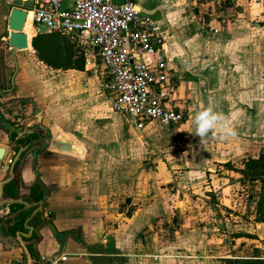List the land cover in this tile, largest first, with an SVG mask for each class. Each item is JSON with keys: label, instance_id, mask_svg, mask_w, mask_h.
<instances>
[{"label": "crops", "instance_id": "crops-1", "mask_svg": "<svg viewBox=\"0 0 264 264\" xmlns=\"http://www.w3.org/2000/svg\"><path fill=\"white\" fill-rule=\"evenodd\" d=\"M132 1L165 37L175 77L161 91L184 116L174 131L131 122L127 133L128 117L114 111L101 74L87 72L70 36L30 22L31 34L27 18L28 49H11L17 6L0 0V116L15 131L0 127V182L24 149L18 198L26 202L38 179L47 189L35 224L40 210L33 216L37 210L0 205L10 224L24 215L17 231L0 222V264H264L263 184L244 175L246 163L264 153V0ZM34 105L42 127L82 154L51 150L41 128L31 134ZM206 108L236 135L197 136L194 116Z\"/></svg>", "mask_w": 264, "mask_h": 264}, {"label": "built area", "instance_id": "built-area-1", "mask_svg": "<svg viewBox=\"0 0 264 264\" xmlns=\"http://www.w3.org/2000/svg\"><path fill=\"white\" fill-rule=\"evenodd\" d=\"M67 1L34 0L27 10L34 29L47 27L79 43L87 72L101 74L114 111L137 129L159 122L174 131L184 116L168 106L161 91L175 74L165 54V37L152 16L132 0H75L70 8Z\"/></svg>", "mask_w": 264, "mask_h": 264}, {"label": "water", "instance_id": "water-1", "mask_svg": "<svg viewBox=\"0 0 264 264\" xmlns=\"http://www.w3.org/2000/svg\"><path fill=\"white\" fill-rule=\"evenodd\" d=\"M13 5L17 6L14 8L10 14L9 17V24H8V31H7V37L9 40V45L11 49L14 51H22L27 50L28 45V36L26 33H24V27L28 18V11L29 9H32L34 7V0H12ZM138 10H140L138 8ZM34 114L38 117V121L36 123V127L31 131V134H34L35 131H37L39 128L43 130V132L46 134L47 137H49L50 141V148L53 151L61 152V153H68L73 155H80L82 152H79L78 147L72 142L67 139H65L62 135L56 134L55 136H52V134L45 130L41 123H42V116L40 115V111L37 109L36 105H34ZM30 134V135H31ZM6 153V149L3 147H0V160L4 159ZM24 153V149H21L17 155L15 156L10 169L7 179L0 182V205H8V206H14L17 204L25 205L27 206L28 203L25 202L23 199H13L5 196V187L12 183V181L15 178V169L17 166V163L20 161L22 154ZM46 198V196H45ZM44 198V200H45ZM44 200L40 203L39 209L42 210L44 207ZM38 210L33 214V216L36 215ZM18 214H16L17 216ZM29 230L32 231L31 228ZM32 235V232L30 233V236ZM21 236V233H17V239L20 242L21 246L23 247L25 253L28 255L29 259L31 260L30 251L27 247V244L23 241Z\"/></svg>", "mask_w": 264, "mask_h": 264}, {"label": "trees", "instance_id": "trees-1", "mask_svg": "<svg viewBox=\"0 0 264 264\" xmlns=\"http://www.w3.org/2000/svg\"><path fill=\"white\" fill-rule=\"evenodd\" d=\"M33 46L35 49L38 50V52H40V54H43L42 51V44L39 40L34 39L33 41ZM0 127L3 129H6L8 132H10V135H12V137L15 136V131L13 130V126L11 124H9L8 122H6L3 117L0 116ZM28 137V136H27ZM33 138V135H30L28 137ZM244 175L246 178L250 179V180H260L263 184V190H262V194H263V198L261 201V209H262V213H264V153L261 154L259 157L257 158H253L250 159L247 163H246V168L244 171ZM17 183L15 182V180L9 184L8 189L6 191L7 195L15 198V199H19L18 195L16 193V185ZM47 193V189L46 187L42 184V182L38 179L36 181V183L30 188V193H29V197H25L26 202L28 203L27 206L25 205H21V204H17L15 206L11 207V212L15 213V212H19L23 209H32V210H38L40 203L44 200L45 196ZM39 216H43V210H40L38 212V215L35 216L34 218V224L38 222ZM24 215H19L16 216L14 218V223L10 224L9 221H3V219H0L1 224H3V226L5 225V228L8 230H13V231H17L18 229L23 228L24 225ZM261 219V217H260Z\"/></svg>", "mask_w": 264, "mask_h": 264}, {"label": "clouds", "instance_id": "clouds-1", "mask_svg": "<svg viewBox=\"0 0 264 264\" xmlns=\"http://www.w3.org/2000/svg\"><path fill=\"white\" fill-rule=\"evenodd\" d=\"M195 133L199 137H204L209 133L220 135L221 139L234 137L236 131L230 127L222 114L213 111L211 108L198 111L194 116Z\"/></svg>", "mask_w": 264, "mask_h": 264}, {"label": "rangeland", "instance_id": "rangeland-1", "mask_svg": "<svg viewBox=\"0 0 264 264\" xmlns=\"http://www.w3.org/2000/svg\"><path fill=\"white\" fill-rule=\"evenodd\" d=\"M31 15V14H30ZM127 117V116H126ZM130 121V120H129ZM127 119L125 120V131L129 133L131 129H133V126L131 125V121L129 122Z\"/></svg>", "mask_w": 264, "mask_h": 264}, {"label": "bare ground", "instance_id": "bare-ground-1", "mask_svg": "<svg viewBox=\"0 0 264 264\" xmlns=\"http://www.w3.org/2000/svg\"><path fill=\"white\" fill-rule=\"evenodd\" d=\"M32 18H33V14L31 13V15H28V24L26 25V28H25V30H27L28 29V27H29V31L31 32V34H32V31H31V29H30V22H32Z\"/></svg>", "mask_w": 264, "mask_h": 264}]
</instances>
